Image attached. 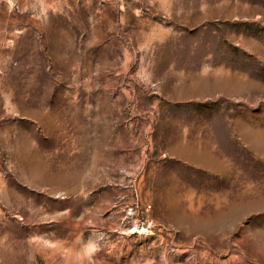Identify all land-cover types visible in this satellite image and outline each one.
Wrapping results in <instances>:
<instances>
[{
  "label": "rangeland",
  "instance_id": "obj_1",
  "mask_svg": "<svg viewBox=\"0 0 264 264\" xmlns=\"http://www.w3.org/2000/svg\"><path fill=\"white\" fill-rule=\"evenodd\" d=\"M0 264H264V0H0Z\"/></svg>",
  "mask_w": 264,
  "mask_h": 264
}]
</instances>
